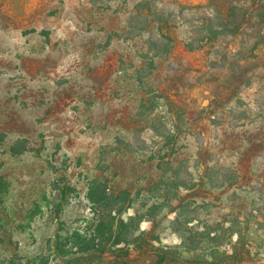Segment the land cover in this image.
<instances>
[{
	"label": "rangeland",
	"instance_id": "rangeland-1",
	"mask_svg": "<svg viewBox=\"0 0 264 264\" xmlns=\"http://www.w3.org/2000/svg\"><path fill=\"white\" fill-rule=\"evenodd\" d=\"M125 260L264 264V0H0V264Z\"/></svg>",
	"mask_w": 264,
	"mask_h": 264
},
{
	"label": "trees",
	"instance_id": "trees-1",
	"mask_svg": "<svg viewBox=\"0 0 264 264\" xmlns=\"http://www.w3.org/2000/svg\"><path fill=\"white\" fill-rule=\"evenodd\" d=\"M251 3H253V1L255 0H249ZM235 9L238 8V6L234 7ZM240 20L238 22H231V21H227L229 18H233L231 17V13L228 14L219 24V28L216 29V30H211V33L208 34L209 37H213V36H217L218 34H226V33H235L238 28L240 26H242L243 24H245V22H248L249 21V18H248V14L246 12H242L241 15H240ZM232 26V28H231ZM163 38H167V36H163ZM120 264H131L130 262L128 261H122L120 262Z\"/></svg>",
	"mask_w": 264,
	"mask_h": 264
}]
</instances>
